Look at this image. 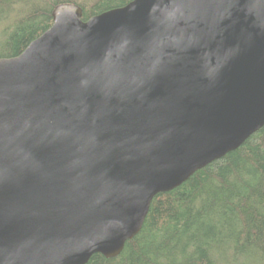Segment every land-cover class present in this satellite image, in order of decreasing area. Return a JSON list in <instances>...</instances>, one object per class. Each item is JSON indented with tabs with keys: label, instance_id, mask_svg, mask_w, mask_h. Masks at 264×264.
<instances>
[{
	"label": "water",
	"instance_id": "1",
	"mask_svg": "<svg viewBox=\"0 0 264 264\" xmlns=\"http://www.w3.org/2000/svg\"><path fill=\"white\" fill-rule=\"evenodd\" d=\"M0 59V264L117 257L151 201L264 126V0H132Z\"/></svg>",
	"mask_w": 264,
	"mask_h": 264
},
{
	"label": "trees",
	"instance_id": "2",
	"mask_svg": "<svg viewBox=\"0 0 264 264\" xmlns=\"http://www.w3.org/2000/svg\"><path fill=\"white\" fill-rule=\"evenodd\" d=\"M132 0H0V59L14 58L52 24L61 4L82 21ZM264 264V126L238 149L156 195L140 232L115 258L86 264Z\"/></svg>",
	"mask_w": 264,
	"mask_h": 264
},
{
	"label": "rangeland",
	"instance_id": "3",
	"mask_svg": "<svg viewBox=\"0 0 264 264\" xmlns=\"http://www.w3.org/2000/svg\"><path fill=\"white\" fill-rule=\"evenodd\" d=\"M230 264V263H229ZM236 264H256V263H254V262H252V261H249V262H247V263H241V262H239V263H236Z\"/></svg>",
	"mask_w": 264,
	"mask_h": 264
}]
</instances>
